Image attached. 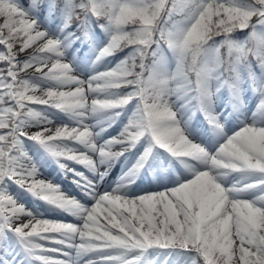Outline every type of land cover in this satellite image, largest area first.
Returning a JSON list of instances; mask_svg holds the SVG:
<instances>
[{
	"label": "snow or ice",
	"instance_id": "obj_1",
	"mask_svg": "<svg viewBox=\"0 0 264 264\" xmlns=\"http://www.w3.org/2000/svg\"><path fill=\"white\" fill-rule=\"evenodd\" d=\"M46 11L61 17L59 33L42 27ZM93 24L106 34L102 46ZM81 40L95 52L92 64H104L87 78L67 58ZM0 48V264H142L146 255L149 264H184V254L188 264H264V0H0ZM246 90L256 99L253 118L228 134L215 102L226 91L238 110ZM133 104L121 131L102 139ZM45 109L72 122L55 124ZM197 112L218 137L214 146L186 132ZM101 114L107 124L90 122ZM144 139L136 163L98 192L101 165ZM26 141L73 174L91 207L38 178ZM154 151L191 178L128 194ZM229 173L252 178L225 185L220 178ZM9 183L80 223L34 215Z\"/></svg>",
	"mask_w": 264,
	"mask_h": 264
},
{
	"label": "rangeland",
	"instance_id": "obj_2",
	"mask_svg": "<svg viewBox=\"0 0 264 264\" xmlns=\"http://www.w3.org/2000/svg\"><path fill=\"white\" fill-rule=\"evenodd\" d=\"M21 3L27 5V3L25 2V0H21ZM45 17H47V19H45ZM38 19L40 20V23H41L42 27L48 28V30L49 31H52L53 34L59 33V25L62 23V19L60 17L58 18V17H56L55 14H52V13L46 11L43 16H38ZM74 30H75V26L72 25V27H70L69 29H67L65 33H60V34L61 35H66L67 32H72ZM76 34L79 35L78 32H76ZM246 35H247V31H246L245 35H243L242 37H239L237 39L238 40H243ZM105 39H106V34L103 31L100 30L99 33H98V36H96L97 46H102V42ZM0 51H3V49L0 48ZM126 54H127V52L124 51L122 53H118L115 58H109V61L107 62V66L111 67L112 65H114L116 63V61L118 59L122 58ZM67 58L73 62L74 66L76 67L77 72L80 75H82L84 78H87L88 76L92 75L94 71L103 70V67H104V64H98L96 66H94L92 64V61L95 58V52H94L91 44L89 42H86V41H83V40L76 41L75 43H72L67 48ZM19 59L23 60V59H25V56L24 55H21L19 57ZM45 70H47V69H45ZM252 96H253V94H252L251 90H246L243 93L244 103L242 105V108H243L244 105L245 106L248 105V102H246V100H247V98H250L251 99ZM90 99H91V97L89 98V102H90ZM229 105H231L230 104V99H229V94H228V92L225 91L216 100V102H215V110L217 112H221L223 109H225ZM32 107H35L37 109H41L44 106L32 105ZM134 107H135L134 104L133 105H130L125 110L124 114H122L121 116L125 115L126 113H129L128 115H130L131 114V111L134 110ZM242 108L240 107L237 111H235V113L237 114V116H239V113H241ZM254 109H255V107H254ZM45 112H46L47 115L52 114L56 119L61 118L64 122H61L60 121V124H62V123H69L67 121V119H69V117L67 115H65L64 113H62V112H58L55 109H45ZM128 115L125 116L124 121L121 124L118 123V121H117L118 119H116L114 123H111V126L110 127H107V130L105 132H103V136H104L103 139H107L108 136H116L117 133H119L121 131V129L124 126V124L127 122ZM96 119H100L104 124H107L108 123V121L104 120L103 114H101L98 117H92V118H90V122L95 123V120ZM259 119H260V121L262 123H264V117H259ZM250 121L251 120H247V122H250ZM239 126H241V125H239ZM224 129H225V131L228 134H231V132L233 131V130H231V131L228 130L227 131L226 123L224 124ZM214 139H215V134L209 136V141L210 142H214ZM145 140H147V139H144L143 141H145ZM31 143H33V144H31ZM25 144H27V141L25 142ZM24 147L27 149L28 153H31L32 151H34V155L37 156L36 157L37 159L36 160H32V161L36 164L38 170H39V168H41V166L42 167H47V168L49 167V163H51V162H49L48 160H46L44 158L46 156H50L51 159L53 160V163L56 162V159H54L49 153H47L46 150L42 146H40L39 144H37L35 142H31L30 141V144L28 146H25L24 145ZM116 149H118V148H116ZM143 151H144V148H142V152ZM42 156H43L44 159L41 158ZM167 156L171 160H175L169 154ZM158 159H159V157H158ZM135 163L136 162H132V164H135ZM77 170L78 171H81V172H84V173L91 174V172L88 169L87 170H82V169L79 168ZM40 175L41 174H39V177H41ZM66 177H68L72 182H73V179L75 178L72 174H67ZM251 178L252 177L250 175H247V174H244V173H229L228 175L222 176L220 178V180L225 185H231L233 183H245V182H247ZM47 180L48 181H51L55 185H59V188L60 189L63 188V182H62V179L61 178H56L53 181L52 180H49V179H47ZM14 187L16 188V187H19V186L15 185V184H12V183H9L8 189L12 191L10 193L13 196H15L20 203L24 204L27 208L31 209V211L33 212L34 215H37V214H35V211L37 212V211L43 210L42 207L39 206L40 205L39 201H41L42 199L41 200H38L37 197H35V196L31 195L30 193L26 192L21 187H19L20 190L18 189L17 191H14ZM139 188L140 187L137 186L135 189L138 190ZM248 195H251V194L249 193ZM26 196H28V197L29 196H33V199L34 200H33V203L32 204H29L25 200V197ZM85 197H86L85 195L84 196H81L80 197V200L82 202L86 201L85 200ZM88 202H89L90 207H91L92 201H88ZM48 209L55 210V211L60 212V213H66L65 211H63L62 209H59V208L55 207L54 205L53 206H50ZM37 216H39V215H37ZM39 217H41V216H39ZM68 222H72V221H68ZM42 243H45L46 244V242H42ZM52 246L54 247L55 245H52ZM152 255H155V253H153ZM150 258H151L150 256H149V258H147L148 260H147V262L145 264H149ZM181 259L184 261V264H188V262L192 259V257L190 255H188V254H184L183 256H181Z\"/></svg>",
	"mask_w": 264,
	"mask_h": 264
},
{
	"label": "bare ground",
	"instance_id": "obj_3",
	"mask_svg": "<svg viewBox=\"0 0 264 264\" xmlns=\"http://www.w3.org/2000/svg\"><path fill=\"white\" fill-rule=\"evenodd\" d=\"M252 112L253 111L246 110L242 114L244 118L243 119H238L239 120L238 123L244 122V119H246V118L247 119L251 118L252 117V114H251ZM222 115H224V114H222ZM49 116L52 117L53 122L55 124H58L56 122L58 120L52 114H49ZM235 121L236 120L233 119V123ZM187 127H188V125H187ZM33 130L35 131V130H39V129L34 128ZM189 132H190V135L191 136H193L195 138H199L201 141H203L205 139L204 136L202 135V133H200V131H198V130L190 129ZM101 138H103V135H102ZM29 144H30V141H27V144H25V146H28ZM31 144H33V143H31ZM141 145H142V143L137 144V146L135 147V149L138 148ZM70 146H75V145H70ZM29 155H30V157H31L32 160H36L37 159L36 158L37 156L34 155V151H32L31 153H29ZM155 156H159L160 158H163L160 152L155 151L153 153L152 157H151V160H154ZM125 157H127V155L118 158V161L119 162H114L113 161V163H115V164L112 165V170L110 171L109 177L106 179V181H102L100 184L97 185V191L98 192L101 193L103 191H109V190H111V188L114 187L115 184L118 182L119 178L124 173L128 172V170L130 169V166H129L130 161L129 160H126ZM93 159H98V156H93ZM64 163H67L68 166L69 167H72V168H75L76 166L79 165V164H74L73 162H70V161H64ZM107 164H109L108 161L106 163H104L103 165H101V168L106 167ZM157 165H158V167H156V164H153L152 165L151 169H152L153 175H151V176L153 178H155V179H158V180L156 181V183L154 185H150L149 186L150 188L159 187L161 180H163V182L167 184V182L170 179H173L174 181L183 180V179L187 178L190 175V173L185 168H183L182 165H179L181 167V169H180L181 173H177L178 171L176 170L175 166H173L171 164L169 165L168 162H165L164 160H163V162L161 164L158 163ZM163 165H164V167H163ZM39 170L40 171H43V170H45V168L44 167H41V168H39ZM63 170L65 171V173L68 172L66 169H63ZM53 174L54 173L51 172V175H53ZM143 176H144V174L141 176V179L143 178ZM93 177H94V174L92 173L91 176H90V178H93ZM132 188L133 187L131 185L128 186V194H129L130 190H132ZM66 190L69 191V192H72V193L76 194V197L80 196L79 190L77 188H75L74 186L72 188H69V189H66ZM8 191L11 192V190H9V189H8ZM69 192H67V193H69ZM246 195H248V194H246ZM248 196H250V195H248ZM27 199H29L31 201L30 198L27 197ZM85 204H88V203L85 202ZM87 206L89 207V204ZM39 214L40 215H44V214H49V213H39ZM41 217L42 218H45L43 216H41ZM62 217L65 218V219H68V220H72V221H77L78 220V218H76L75 216H72L71 214H63ZM47 246L48 247H51V244H48Z\"/></svg>",
	"mask_w": 264,
	"mask_h": 264
},
{
	"label": "trees",
	"instance_id": "obj_4",
	"mask_svg": "<svg viewBox=\"0 0 264 264\" xmlns=\"http://www.w3.org/2000/svg\"><path fill=\"white\" fill-rule=\"evenodd\" d=\"M245 32H246V30H245ZM237 34V33H236ZM238 34H240V33H238ZM241 34H244V32L243 33H241Z\"/></svg>",
	"mask_w": 264,
	"mask_h": 264
}]
</instances>
